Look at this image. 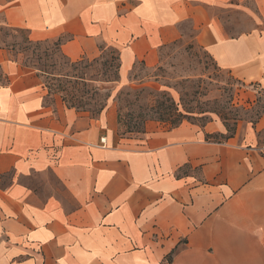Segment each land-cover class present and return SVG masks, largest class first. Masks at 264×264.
<instances>
[{
	"label": "crops",
	"instance_id": "obj_1",
	"mask_svg": "<svg viewBox=\"0 0 264 264\" xmlns=\"http://www.w3.org/2000/svg\"><path fill=\"white\" fill-rule=\"evenodd\" d=\"M216 11L253 19L227 30ZM224 71L264 92V0H0L3 29L62 42L72 62L119 56L156 69L184 36ZM0 264H264V115L226 135L150 122L117 140L114 114L89 122L53 98L35 69L1 45Z\"/></svg>",
	"mask_w": 264,
	"mask_h": 264
},
{
	"label": "rangeland",
	"instance_id": "obj_2",
	"mask_svg": "<svg viewBox=\"0 0 264 264\" xmlns=\"http://www.w3.org/2000/svg\"><path fill=\"white\" fill-rule=\"evenodd\" d=\"M216 13L227 30L234 34L250 31L254 27L253 19L241 12ZM0 40L13 59L28 66L35 62L38 51L35 52L34 46L29 44L27 32L3 29ZM47 43L52 47L54 42ZM85 60L81 68L85 69L86 78L90 80L85 87H80L90 92L88 96L92 101L81 112L85 113L91 123L101 120L106 111L112 112V130L117 140L138 138L144 134L136 132L137 123L146 120L147 128L152 122L149 119L155 117V114L150 109L156 102L152 95L161 91L169 92L178 103L183 99L186 104L198 106V109L217 110L219 114L227 116L230 126L234 116L240 122L252 123L257 121L263 111L264 94L261 89L238 81L229 72L221 70L195 43L194 33L188 24L184 25L183 38L163 49L158 67L150 70L138 63L126 86L119 84V56L116 50L107 49L97 59ZM59 62L58 59V65ZM64 62L62 60L60 63ZM5 81L0 70V85ZM56 97L59 96H53ZM229 100L236 105L235 109L226 106ZM100 106H104V109L98 113L96 108ZM212 116L221 119L218 115Z\"/></svg>",
	"mask_w": 264,
	"mask_h": 264
},
{
	"label": "trees",
	"instance_id": "obj_3",
	"mask_svg": "<svg viewBox=\"0 0 264 264\" xmlns=\"http://www.w3.org/2000/svg\"><path fill=\"white\" fill-rule=\"evenodd\" d=\"M29 44L34 46L35 52L38 51V54L35 55V62L33 64L28 66L23 63L22 65L33 68L37 71L38 76L41 77L45 83L50 96H59L68 108L80 111L91 105L89 101H92V99L88 96L90 92L85 89L83 90L80 87L81 85L85 87V85H87V81L90 80L86 78L87 74L85 69L81 68V65L86 62L85 59L77 62L70 61L62 53L61 41L54 42L52 47H50L47 42L34 43L29 41ZM54 58L57 59L54 60ZM58 59L60 62L63 60L66 63L64 62L65 64H61L59 62L58 65ZM254 87L258 86L254 85ZM261 92L264 94L262 90ZM152 93H150V95H152ZM152 96L156 98V102L150 110L154 112L155 117L150 118L149 120L165 124L170 128H176L184 122L204 127L212 120V115L220 116L221 119H223L222 121L227 130V134L207 135V139H212L217 142L229 140L235 133L238 122H240V120L234 116L232 120L233 124L230 126V124L227 123V116L222 113L219 114L217 110L198 109V106L195 107L193 104H186L183 99H181L178 103L167 91L156 92ZM226 106L233 109L236 108V105L232 100L226 102ZM96 109H98V113H101L104 106H100V108ZM263 115L264 107L263 111L258 116V119H260ZM198 121L202 122L198 123ZM145 131L146 120H141L137 123L136 132L145 133ZM218 137H221V139Z\"/></svg>",
	"mask_w": 264,
	"mask_h": 264
}]
</instances>
